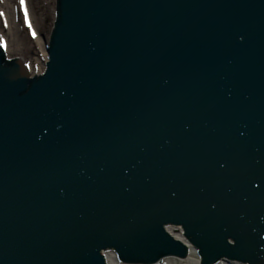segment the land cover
<instances>
[{"label":"water","instance_id":"95a60500","mask_svg":"<svg viewBox=\"0 0 264 264\" xmlns=\"http://www.w3.org/2000/svg\"><path fill=\"white\" fill-rule=\"evenodd\" d=\"M45 53L0 49V264H264V0H56Z\"/></svg>","mask_w":264,"mask_h":264},{"label":"rangeland","instance_id":"374dc122","mask_svg":"<svg viewBox=\"0 0 264 264\" xmlns=\"http://www.w3.org/2000/svg\"><path fill=\"white\" fill-rule=\"evenodd\" d=\"M9 5L6 7L3 0H0V40L7 43L9 39V29L8 20L6 18L5 10L9 11L10 19V9L14 6L15 11V25L16 33L18 31V39H20V47L16 48L10 43L11 48L8 54V59H19L30 71L32 61L37 59L39 61V67L41 72H38L39 67L33 66L35 73L32 76L40 75L44 69V64L46 62V55L44 51L45 42L48 40V36L52 29L54 22V7L55 0H28V6L30 13L33 17L31 21V30L23 23V18L20 14L19 1L18 0H7ZM10 28V25H9ZM31 31L39 36V44L31 37ZM37 32V33H36ZM47 39V40H46Z\"/></svg>","mask_w":264,"mask_h":264},{"label":"bare ground","instance_id":"6f19581e","mask_svg":"<svg viewBox=\"0 0 264 264\" xmlns=\"http://www.w3.org/2000/svg\"><path fill=\"white\" fill-rule=\"evenodd\" d=\"M4 4L6 5V7L11 6L9 5V3H7V0H3ZM28 1V0H27ZM26 3V0H24V4L22 9L20 8V12L21 14L24 16V18L26 19V23H31V20L33 19L31 13H30V9L28 6V3ZM19 9V8H18ZM6 12V18L8 20V29H9V39L10 41H8L7 43H4L5 46H3L4 52H5V56L9 54L10 52V48H11V44H13L16 48L20 47V39H18V31L16 33V23H15V11H14V6L10 9V19H9V11L8 9L5 10ZM10 25V28H9ZM37 33V32H36ZM47 40V39H46ZM36 43L39 44V36H37L35 38ZM33 66L35 67H39V61L37 59L32 61L31 64V69H30V73L32 74H36L35 70L33 68ZM40 67L38 69L37 73H40ZM165 232L175 241L181 243L187 250H188V255L185 259H179L176 257H164L160 260V262H158L157 264H200V259L197 255L196 250L188 243V241L183 237L182 231L178 228V227H165ZM104 259L106 264H124V263H118L116 260V257L113 253L111 252H106L104 253ZM219 264H238V263H234V262H220Z\"/></svg>","mask_w":264,"mask_h":264},{"label":"snow or ice","instance_id":"6c2138e0","mask_svg":"<svg viewBox=\"0 0 264 264\" xmlns=\"http://www.w3.org/2000/svg\"><path fill=\"white\" fill-rule=\"evenodd\" d=\"M20 3H21V5H23L24 4V0H20ZM3 46H5L4 42L2 40H0V47H3Z\"/></svg>","mask_w":264,"mask_h":264}]
</instances>
